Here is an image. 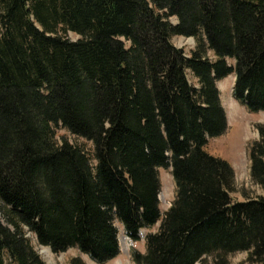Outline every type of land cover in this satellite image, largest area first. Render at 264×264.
I'll use <instances>...</instances> for the list:
<instances>
[{"label":"trees","instance_id":"obj_1","mask_svg":"<svg viewBox=\"0 0 264 264\" xmlns=\"http://www.w3.org/2000/svg\"><path fill=\"white\" fill-rule=\"evenodd\" d=\"M230 75L234 99L264 111V0H0V204L13 228L0 219V264H45L26 232L108 263L116 223L135 243L159 223L136 264H228L238 251L263 262L264 195L234 201L233 167L206 150L227 129L217 83ZM59 126L91 141L92 158L59 142ZM256 130L250 175L264 191Z\"/></svg>","mask_w":264,"mask_h":264},{"label":"rangeland","instance_id":"obj_2","mask_svg":"<svg viewBox=\"0 0 264 264\" xmlns=\"http://www.w3.org/2000/svg\"><path fill=\"white\" fill-rule=\"evenodd\" d=\"M169 20L174 24L177 23L175 17H171ZM68 37L72 40L78 38L72 33H69ZM171 41L175 47L182 48L186 55H189L196 46L193 37L174 36ZM209 55L212 58V54ZM188 79L192 84L198 86L197 80L190 72L188 73ZM233 84V75L217 83L221 103L227 117V129L223 135L210 139L207 143L206 150L213 156L227 160L233 167L235 172V190L231 193V197L234 201H244L249 198L264 195L263 189L254 183L251 178L249 159L250 147L259 138L256 125L258 123H264V111L252 113L244 105L235 100L232 95ZM55 133L56 139L59 142L62 139H66L71 144L81 148L92 158L93 143L91 141L68 132L62 126L57 127ZM92 163L94 164V161ZM159 177L161 184L159 202L161 212L164 213L170 207L175 197L176 186L170 168L160 169ZM0 219L4 225L12 228V225L7 221L1 209V204ZM158 226L159 223L153 228L142 229L140 231V240L135 243L126 236L122 226L116 223V227L119 230L120 253L115 259L105 264H136L132 258L133 252H145L146 235L155 232ZM25 237L29 239L32 247L40 255L41 260L45 264H71L77 258L81 259L85 264H99L77 248H69L64 252L54 253L49 247L39 244L32 233L26 232ZM2 256L4 264H12L5 253ZM227 260L228 264H264V261L256 262L250 260L249 252L246 251L235 252Z\"/></svg>","mask_w":264,"mask_h":264}]
</instances>
